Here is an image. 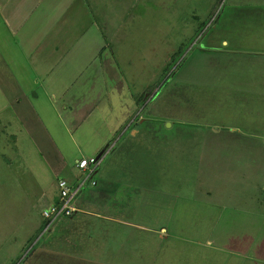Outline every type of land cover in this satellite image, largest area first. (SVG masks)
<instances>
[{"label": "rangeland", "instance_id": "374dc122", "mask_svg": "<svg viewBox=\"0 0 264 264\" xmlns=\"http://www.w3.org/2000/svg\"><path fill=\"white\" fill-rule=\"evenodd\" d=\"M96 19L98 43L80 44L74 59L80 69L96 44L105 47L114 69L93 99L106 98L118 70L121 91L112 98L131 107L126 122L114 120L112 136L101 129L97 138L60 134L73 126L65 99L54 103L33 84L0 22V120L12 117L8 102L21 101L26 117L35 105L52 136L33 139L24 128L11 140L0 129V264H246L225 248L264 242V0H106ZM75 77L70 95L80 99L88 88ZM132 129L145 134L137 140ZM101 145L99 186L83 188L76 202L96 196L116 216L90 228V237L113 241L98 245L95 257L94 242L91 252L83 247L87 228L76 232L71 223L73 231L63 232L58 221L45 232L41 215L58 197V179ZM58 163L66 172L56 171ZM20 165L38 181V194Z\"/></svg>", "mask_w": 264, "mask_h": 264}, {"label": "crops", "instance_id": "0c3cea01", "mask_svg": "<svg viewBox=\"0 0 264 264\" xmlns=\"http://www.w3.org/2000/svg\"><path fill=\"white\" fill-rule=\"evenodd\" d=\"M115 1L116 0H114V2ZM105 2L106 0H93V3H90V0H0L1 25L8 30L9 35L14 39V42L18 44V47L20 46L22 56L33 76V84H40L43 89L46 91L49 90L48 92H51V96L54 98V103H57V100L60 98L65 99L64 103L66 104L61 107L63 111H65L67 121L73 123V126L69 127V125H64L60 134L70 133L71 135L74 134V132L78 134L82 131L84 134L92 133L91 138H97L99 134L98 130L106 129V137L112 136L115 129L113 126L114 120L118 119V122L119 120L120 122H126L130 117V104L129 106L125 104L124 108L122 102L119 103V99L112 98L115 89L116 92L121 91L120 85L122 78L119 76L120 73L118 70V74L116 76L114 75L115 77L113 78L115 80H112V78L107 79L109 86L107 85L108 92L105 94L106 98L103 97L100 99L96 97L93 99V97H95L94 94L98 92L99 80H105V76H107L108 73L110 74L114 69V67H110L113 66L114 62L110 54L106 55V48L102 47L101 49H97L96 44L95 50L98 51H96V54L90 53L83 56L85 57L84 59H89L90 61L87 60L84 62L83 67L80 69L78 61L74 59L76 55H78L75 51H78L80 44L82 46L84 43H87V45L92 47L95 43H98L97 33L99 31L97 29L98 19H96V17L97 12L102 9ZM95 32H97L96 35L94 34ZM90 34H92L91 38L89 37ZM99 37L101 42L104 41L105 43L104 37L102 38L100 34ZM78 58L83 60L82 57ZM95 58L101 60L99 66L88 71L89 65L95 61ZM108 67L109 69H107ZM80 75L83 78V87L85 88L87 86L86 88L88 89H86L85 93H82L81 98L78 99L70 95L69 88L74 82L71 81L73 80L72 77L76 76L75 78H78ZM20 103L21 101L18 100L8 102V108H12L13 111L12 117L0 120V129L3 130L6 137L10 135L11 140H15L17 136L19 138V133L21 134L24 128L27 131L25 132L28 134V137L30 136L33 139H38L39 134L42 135V133L48 138L52 137L48 125H46V121L40 117L35 105H33V115H30L31 110H29V116L26 117V113L21 109L22 105ZM52 105L53 107L55 106V104ZM122 109L123 116H120L118 112ZM116 110L117 112H115ZM54 112L57 118L62 117L60 111L58 112L57 106L54 107ZM120 117H122V120ZM15 123L20 124L19 130L14 128ZM21 128L22 130H20ZM141 132L142 130H130L131 136L137 137V140H140L142 135L145 134ZM79 136L81 137L82 134ZM55 147L62 157L64 150L56 144ZM103 147L104 145H101L97 149L95 148L87 152L88 154H92L91 158H98L100 154H103ZM10 148L11 147L6 145V149L3 150H10ZM49 150L50 148L45 147L43 151ZM12 151H15V149ZM15 152H17V150ZM49 153L51 152H48V154ZM16 159L18 160L19 156L14 157L13 161L15 162ZM84 159L86 158L83 157L76 162L73 169L74 171H71L70 177L61 176L58 180L66 179L71 184L78 182L83 174L77 168V164ZM7 161H9L10 166H13L12 159ZM21 162H23V160H21ZM101 165L99 166L100 168ZM58 166L59 163L56 167V171L59 172V174L66 172L64 171V165L60 163V166ZM20 167L21 175L25 174L29 179V181L25 183L26 187L29 188V191L32 190L34 194H38L39 184L34 178L33 173L26 166L20 165ZM100 168H98L99 170L95 176L97 182L95 187H98L100 183L99 178L97 179ZM57 199L58 197L56 199L54 198V201L50 205L55 204ZM102 202L103 200L101 198L97 200V197L94 196L88 202L84 201L81 205L78 204V206L76 204L78 212L72 218H61L58 220L59 222L62 221L60 225H64L60 228H64L62 229L63 232H66L67 229L73 231V228L70 226L71 223L76 224V226H74V231L76 230V232H78V228H87V241L83 244V247L84 249L87 247L88 251L91 252L94 249L92 250L90 242H94L95 247L97 246L95 252H93L94 254L96 253L95 257H97L98 245H101L102 249H105V247H109L110 243L113 242H110V240H112L111 238H108L109 242H106V238H101L99 235H97V237H99L98 239L89 236V231L91 232L94 230L99 221H113L116 218L112 212H107L108 209H103L99 206ZM44 226L45 223L43 221V227ZM261 226H264V218L259 227ZM105 231L104 234L106 236L108 230ZM68 237L72 236L67 235V238ZM67 238L64 239V242H66L64 245L68 249L71 247ZM245 247H247V251H244ZM253 247L255 248L256 245L239 244L225 249L234 252L232 256H235V254L237 256L240 255L238 257H240V259H245L246 264H264V242L258 244L256 249L251 253ZM216 249L223 250L218 247ZM254 260H256V262H254ZM107 262L110 264L117 263L115 260H108Z\"/></svg>", "mask_w": 264, "mask_h": 264}, {"label": "built area", "instance_id": "2783aa9c", "mask_svg": "<svg viewBox=\"0 0 264 264\" xmlns=\"http://www.w3.org/2000/svg\"><path fill=\"white\" fill-rule=\"evenodd\" d=\"M102 161L103 157L99 159L90 158L81 160L77 164V168L83 175L81 179L74 184H71L66 179L58 180V203L45 208L41 215L45 222V232L61 218L73 217L78 212L76 207L77 197L86 186L91 185L95 187L97 185L95 176Z\"/></svg>", "mask_w": 264, "mask_h": 264}, {"label": "water", "instance_id": "95a60500", "mask_svg": "<svg viewBox=\"0 0 264 264\" xmlns=\"http://www.w3.org/2000/svg\"><path fill=\"white\" fill-rule=\"evenodd\" d=\"M101 156H102V154H100V155L98 156V159L101 158Z\"/></svg>", "mask_w": 264, "mask_h": 264}, {"label": "trees", "instance_id": "16d2710c", "mask_svg": "<svg viewBox=\"0 0 264 264\" xmlns=\"http://www.w3.org/2000/svg\"><path fill=\"white\" fill-rule=\"evenodd\" d=\"M56 203H58V199H57V201H56ZM70 218V217H69ZM72 218V217H71ZM45 223V222H44Z\"/></svg>", "mask_w": 264, "mask_h": 264}]
</instances>
